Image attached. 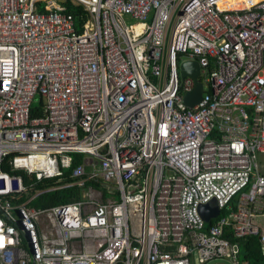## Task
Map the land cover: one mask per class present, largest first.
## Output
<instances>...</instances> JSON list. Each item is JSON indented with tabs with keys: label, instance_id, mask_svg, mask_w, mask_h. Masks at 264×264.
I'll list each match as a JSON object with an SVG mask.
<instances>
[{
	"label": "built area",
	"instance_id": "built-area-1",
	"mask_svg": "<svg viewBox=\"0 0 264 264\" xmlns=\"http://www.w3.org/2000/svg\"><path fill=\"white\" fill-rule=\"evenodd\" d=\"M227 1L0 0V264L264 254V0ZM57 192L80 199L33 206Z\"/></svg>",
	"mask_w": 264,
	"mask_h": 264
},
{
	"label": "water",
	"instance_id": "water-1",
	"mask_svg": "<svg viewBox=\"0 0 264 264\" xmlns=\"http://www.w3.org/2000/svg\"><path fill=\"white\" fill-rule=\"evenodd\" d=\"M181 71L183 80L186 79V76L194 80V88L184 96V104L189 108H193L203 100L204 86L199 81L200 68L196 61H188L181 65ZM200 214L204 221L210 225L221 217V209L215 201L210 205L204 206Z\"/></svg>",
	"mask_w": 264,
	"mask_h": 264
},
{
	"label": "trees",
	"instance_id": "trees-1",
	"mask_svg": "<svg viewBox=\"0 0 264 264\" xmlns=\"http://www.w3.org/2000/svg\"><path fill=\"white\" fill-rule=\"evenodd\" d=\"M65 8L69 14L75 16L78 22L82 23L83 17L85 16V12L83 8L72 6L71 4H69V2L65 4ZM37 112H39V108L38 109L34 108L33 115L35 117L38 116ZM75 196H77L76 192L71 194L68 192H57L54 194H46L43 197L36 200L33 206L37 208H46L57 204L68 203V202H72L73 200H77L78 198H76ZM210 227L212 226H209V228ZM252 242L254 244H249V248L245 244L247 250V257H249L251 263L264 264V257L262 259V254H260L261 251H260V247L257 245V240H252Z\"/></svg>",
	"mask_w": 264,
	"mask_h": 264
},
{
	"label": "crops",
	"instance_id": "crops-1",
	"mask_svg": "<svg viewBox=\"0 0 264 264\" xmlns=\"http://www.w3.org/2000/svg\"><path fill=\"white\" fill-rule=\"evenodd\" d=\"M261 156H264V155H261ZM261 174L264 175V169L261 170ZM76 194H77L76 198H78L77 200H79V199H80V194H79V192H76ZM73 201H76V200H73ZM68 203H69V202H68ZM62 204H64V203H62ZM57 205H59V204H57ZM54 206H55V205H54ZM34 207H35V206H34ZM258 224L264 229V220H263V219L258 220ZM252 244H254V243H252ZM257 245L260 247V251H261V245H260V242H259L258 240H257ZM248 248H249V246H248ZM241 254H242V255H245V256L247 257V250H246V247H244V248L242 249ZM260 254H262V259H263L264 254L262 253V251L260 252ZM248 259H249V257H248ZM243 260H244V259H243V256H242V261H243ZM249 260H250V259H249ZM250 261H251V260H250ZM196 263H199V262L195 259L193 264H196ZM221 264H224V261L221 262ZM252 264H254V263H252ZM260 264H262V263H260Z\"/></svg>",
	"mask_w": 264,
	"mask_h": 264
},
{
	"label": "bare ground",
	"instance_id": "bare-ground-1",
	"mask_svg": "<svg viewBox=\"0 0 264 264\" xmlns=\"http://www.w3.org/2000/svg\"><path fill=\"white\" fill-rule=\"evenodd\" d=\"M251 2L248 3V5H250ZM242 3V0H228L224 7L225 8H242V7H246L247 4Z\"/></svg>",
	"mask_w": 264,
	"mask_h": 264
},
{
	"label": "rangeland",
	"instance_id": "rangeland-1",
	"mask_svg": "<svg viewBox=\"0 0 264 264\" xmlns=\"http://www.w3.org/2000/svg\"><path fill=\"white\" fill-rule=\"evenodd\" d=\"M41 101L42 99L39 97L35 103V109L40 108L41 109ZM86 157V155H84V158ZM259 165L261 167V170L264 169V156H260L259 158ZM196 264H200V263H196Z\"/></svg>",
	"mask_w": 264,
	"mask_h": 264
}]
</instances>
